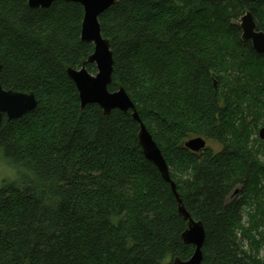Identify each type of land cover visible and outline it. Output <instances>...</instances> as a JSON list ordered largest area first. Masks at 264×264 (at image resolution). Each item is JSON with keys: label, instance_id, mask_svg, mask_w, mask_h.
<instances>
[{"label": "trees", "instance_id": "obj_1", "mask_svg": "<svg viewBox=\"0 0 264 264\" xmlns=\"http://www.w3.org/2000/svg\"><path fill=\"white\" fill-rule=\"evenodd\" d=\"M248 11L264 33V0H119L99 17L114 60L108 90H126L202 223V264H264V54L242 39ZM83 17L77 3L0 0V84L37 102L0 122V150L21 178L0 182V264L186 261V221L132 112L81 109L66 71L94 51ZM198 137L206 147L191 152Z\"/></svg>", "mask_w": 264, "mask_h": 264}, {"label": "water", "instance_id": "obj_2", "mask_svg": "<svg viewBox=\"0 0 264 264\" xmlns=\"http://www.w3.org/2000/svg\"><path fill=\"white\" fill-rule=\"evenodd\" d=\"M31 9H48L57 0H25ZM68 3L80 4L84 9L81 25V41L94 46L93 53L82 63L80 69H67L68 77L75 84L80 106L96 104L108 116L113 110L132 112L135 121L139 123L138 143L144 157L159 171L163 180L170 184L171 190L178 203V214L186 221V229L181 238L184 244L194 247L192 256L186 260L175 258L171 264H202V248L205 242V230L200 221L194 220L186 211L174 182L170 178L169 168L165 158L153 137L140 121L134 103L123 87L115 92H109L112 83L113 53L110 41L102 37L99 17L119 0H61ZM242 39L250 41L257 54H264V33L256 29V23L251 12H246L240 20ZM86 64L96 66V74H90ZM1 78V64H0ZM37 102L33 93H21L13 90H4L0 84V122L5 116L8 121L17 120L36 108ZM259 138L264 140V127L259 131ZM191 152L198 153L205 149L206 141L202 138H193L185 143Z\"/></svg>", "mask_w": 264, "mask_h": 264}, {"label": "clouds", "instance_id": "obj_3", "mask_svg": "<svg viewBox=\"0 0 264 264\" xmlns=\"http://www.w3.org/2000/svg\"><path fill=\"white\" fill-rule=\"evenodd\" d=\"M30 179H34L31 174H28ZM20 176L15 167L10 166V162L4 159L3 152L0 150V181L13 183L19 182Z\"/></svg>", "mask_w": 264, "mask_h": 264}, {"label": "rangeland", "instance_id": "obj_4", "mask_svg": "<svg viewBox=\"0 0 264 264\" xmlns=\"http://www.w3.org/2000/svg\"><path fill=\"white\" fill-rule=\"evenodd\" d=\"M261 128V127H260ZM213 147H214V150H219V146H217V145H213ZM1 182V181H0ZM246 243H247V241H246ZM246 243H245V246L247 247V245H246ZM259 258H261V259H264V248H261L260 250H259Z\"/></svg>", "mask_w": 264, "mask_h": 264}]
</instances>
